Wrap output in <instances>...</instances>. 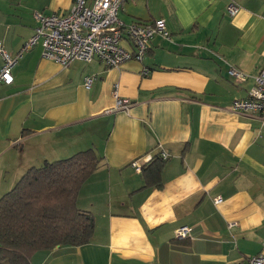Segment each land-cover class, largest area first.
Instances as JSON below:
<instances>
[{
	"label": "crops",
	"instance_id": "obj_1",
	"mask_svg": "<svg viewBox=\"0 0 264 264\" xmlns=\"http://www.w3.org/2000/svg\"><path fill=\"white\" fill-rule=\"evenodd\" d=\"M72 5L0 0L2 47L15 55L36 13L62 16ZM118 17L163 19L169 37L155 35L141 61L117 68L96 59L61 67L37 45L0 84V197L30 168L87 149L100 158L76 200L95 221L90 243L38 252L30 264H232L264 254V124L230 108L264 67V0H131ZM116 97L132 105L114 111ZM147 154L164 162L157 179V163L131 167ZM182 226L190 235L178 239Z\"/></svg>",
	"mask_w": 264,
	"mask_h": 264
},
{
	"label": "built area",
	"instance_id": "obj_2",
	"mask_svg": "<svg viewBox=\"0 0 264 264\" xmlns=\"http://www.w3.org/2000/svg\"><path fill=\"white\" fill-rule=\"evenodd\" d=\"M126 1L131 0H93L91 3L87 0H73L70 11L65 15L36 13L34 18L37 27L34 34L15 55H10L0 43V84L12 83L13 66L24 52H29L37 45L41 46L44 59L61 67H67L75 60L90 63L96 59L108 68H117L129 60L141 61L155 35L168 38L169 34L163 19L154 20L152 23H123L118 13ZM226 12L230 17H234L239 12V7L231 2L226 6ZM126 41L131 43L133 51L124 46ZM228 74L237 83L248 79L246 73L232 67L229 68ZM91 82L92 78L86 77L84 86L88 88ZM252 83L248 97L234 100L230 108L238 115L255 116L264 124V67L252 77ZM131 105L129 99L116 97L112 110L126 111ZM158 152L163 161L168 159L165 151L159 148ZM153 159L152 154L144 155L132 161L131 167L141 172ZM220 202L221 197L213 199L215 205ZM189 235L190 228L187 226L178 228L175 234L178 239L187 238ZM232 264H264V254L259 253Z\"/></svg>",
	"mask_w": 264,
	"mask_h": 264
},
{
	"label": "trees",
	"instance_id": "obj_3",
	"mask_svg": "<svg viewBox=\"0 0 264 264\" xmlns=\"http://www.w3.org/2000/svg\"><path fill=\"white\" fill-rule=\"evenodd\" d=\"M163 163L153 159L142 171L156 164L157 179ZM99 166L100 158L87 149L28 169L0 197V264H30L38 252L89 244L95 221L77 208L76 200Z\"/></svg>",
	"mask_w": 264,
	"mask_h": 264
}]
</instances>
